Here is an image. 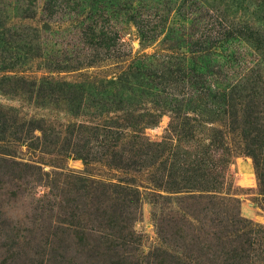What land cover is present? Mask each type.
<instances>
[{"label": "rangeland", "instance_id": "obj_1", "mask_svg": "<svg viewBox=\"0 0 264 264\" xmlns=\"http://www.w3.org/2000/svg\"><path fill=\"white\" fill-rule=\"evenodd\" d=\"M189 2L0 0V119L12 126L6 138L22 137L0 141V151L7 147L18 162L0 158V264H264V82L251 89L263 94L262 112L243 136L222 112L208 113L210 98L184 81L159 84L162 107L145 89L122 95L121 103L112 94L105 105L120 104L121 112L105 111L98 98L101 79L136 56L180 73L176 60L190 46L177 35L191 27L190 11L182 17ZM262 2L253 0L248 10ZM212 24L207 16L195 31ZM262 28L259 53L240 39L245 34L226 42L233 53L216 52L231 63L227 74L242 75L241 86L256 79L246 71L256 61L264 78ZM167 89L199 95L183 102L195 107L184 114V132L168 110ZM126 110L154 121L123 128V148L159 143L164 151L140 168L116 166L129 153L110 157L117 135L101 131L103 121L126 117ZM171 152L182 163L174 176H162ZM194 181L210 191L187 192ZM175 187L181 191L169 192Z\"/></svg>", "mask_w": 264, "mask_h": 264}, {"label": "trees", "instance_id": "obj_2", "mask_svg": "<svg viewBox=\"0 0 264 264\" xmlns=\"http://www.w3.org/2000/svg\"><path fill=\"white\" fill-rule=\"evenodd\" d=\"M209 1L210 4L208 3V0H191L189 4L192 5V8L189 10L184 9L183 11L182 17L184 16V14L190 11V18L188 19V22L189 25L191 24V27H184V29L189 30L178 33L177 38H185V42L188 46H190V49L187 51L188 55L185 52H182L176 60L177 71H179L180 73L174 74L172 72V69H169V67L164 66L166 67V70H163V68L152 66V64L146 62L139 56L134 57L131 61H129L128 64L121 67L120 70L114 74L113 78L105 77L101 79V93L99 94L98 98L104 101L101 106L105 109V111H109L111 113L121 112L120 110L122 109V107H120V104L116 106L113 105L112 107L109 106V109L106 107V101H110V103L112 102L110 100L112 94L120 98V100H117V102L115 103H121L123 100L122 95H126V93H128V95L134 96L136 95L137 91L138 94L142 96L144 95L142 93L144 89L149 93L146 96L150 95L151 97L156 98L151 102H154L153 104H155L156 107H162L160 103H157V100L161 99L158 94L162 92V89L159 86H161L164 82L165 86H168L167 83H174L175 85H177L178 81L180 80L184 81L186 87H192L195 90H199L204 95H207V97L210 98L209 105H213L210 106V109H208V113L214 114L216 110L219 112L216 116L220 117V113L222 112L223 115L226 116L228 124L232 125V130H237L238 136H243L242 130L245 131L246 129H248L249 125L254 121V119L257 118L255 120L257 121L259 113L262 112V110H259V107L261 101L263 100L260 99L263 94L260 93L259 90H251L256 86H259L257 85L258 83L264 82V78H261L260 71L256 70V68H258L261 64L259 61H256L253 66L247 67L246 71H249L250 73L255 72L254 74H256V79L254 81H251V84L249 86H241L238 84V80L242 75L238 76V74L236 73L227 74L228 69L225 64L231 63L228 61H224L225 64L221 63V60H219L220 57H216V52L219 51V49H222L223 51L230 50L233 53L234 51L232 50L231 46H228L226 42L228 40L229 42H231L230 38L235 36H237V39H239L242 34H245L244 38H240L242 39L243 43L249 45L250 48L252 46H254V49L259 48L258 53L260 52L262 46L257 47L256 45L259 42L260 32L263 30L262 27H264V2L260 3L262 8L258 7L253 11H249L248 5L251 4L253 0H216L218 2L217 6L211 4V2H215V0ZM259 1L261 2L262 0ZM212 12L214 13V15H212ZM241 14L242 16L246 15V17L243 19L241 18L240 20L239 15ZM207 16L213 17L215 24L210 25L209 28L202 30L201 33L198 34L195 29L198 28L197 26H199V22L204 20ZM227 16H229L231 20L224 19ZM129 17L133 20L132 13H129ZM169 19V17L161 18V20H164V24L166 22L168 23V21H170ZM234 22H238L240 24H234ZM180 45L181 43H178L176 49H180ZM165 64L169 65L172 64V62H167ZM262 65H264V63ZM189 74H191V76H188ZM86 79L88 84L92 83V81L89 80V77H87ZM152 90H155L154 93L152 92ZM87 92L90 93L89 89L87 90ZM163 92L165 94H169L167 95V97H164L165 99H168L167 103L170 107L168 110L172 113V115L175 116L177 120L180 119V121L176 123L175 127H177V129L180 128L184 132L185 125L187 123L185 122V119L188 118V115L184 114L188 109L195 112V107L184 105L183 102L198 100L199 95L197 94L195 98H186L183 92L180 91L179 93L182 94V96L180 97H177L179 96L178 92L171 94L169 93L168 89L166 91L163 90ZM170 94L171 97H168L170 96ZM146 98L147 97H144V100L147 101L148 99ZM124 113L126 117H122V114L116 115L112 119H110V122L106 123L105 121H103L101 125V127L103 128L101 131L104 134L114 133L115 135H117L113 138V144H116L115 146L118 150L114 152L111 151L112 153H109V156L112 157L113 155L118 153V151L122 155V158L128 156L125 159L126 161H122L121 159L114 164L118 167H126L130 164H135L136 166L140 165V167H142L146 165L145 162L147 160H154L162 156L164 151H162V148H160L161 145L159 143H146L145 145L132 144L129 150L123 148L120 143L122 140L123 128H135L139 124L149 125L154 121L150 120V117L147 118V121H143L142 117L140 118L137 116H132L131 113L127 110ZM154 116H158V114L153 115V117ZM196 116L199 115L196 114ZM193 120H196V118ZM196 122H198V120H196ZM0 123H2V129H0V133L2 132V136H0V141H6V144H10L11 140H15L16 142L21 140L22 137L20 136H17L14 139H11L10 137L6 138L5 133L8 132L9 128H12V126L9 125L6 120L0 119ZM111 124L116 125L115 129H112ZM97 132L98 131H96V133ZM180 134L181 133L179 131V135ZM101 139L103 141H110L111 138H106L105 136ZM209 144L210 142L208 143V145ZM110 145L111 144L109 143L107 145L104 144V146H106L105 149L107 150L108 147H111ZM124 149L125 152L128 151L129 153L126 156H124L122 153ZM7 152V147H5V149H2V151H0V158L2 160L8 161L9 159H5L7 158L5 156H8V158L13 160H9L11 163L18 164V162L15 161L14 157L11 156L13 154ZM181 153H183L182 156H184V150H182ZM173 155V152H171L169 157L167 158H170L171 163L167 165L168 171L164 172L165 169L162 168V176H174L179 165L182 163L180 159L182 158V156H180L181 154L174 156ZM111 163H113V161H111ZM150 163L152 164V162ZM148 165L150 166V164ZM202 171L204 172V170ZM152 178H154V175L152 176ZM194 182L195 185L193 184L191 186V189L186 190L187 192L192 193L195 190L210 191L209 186L204 185V187H199L203 186L199 185L200 181ZM163 183L164 182L160 183L158 187L164 186ZM101 184L103 185L104 183ZM180 191L181 190H179L178 187H175L173 191L169 189V192Z\"/></svg>", "mask_w": 264, "mask_h": 264}]
</instances>
